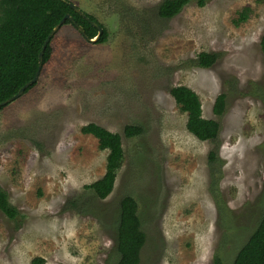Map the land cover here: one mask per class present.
<instances>
[{
  "label": "rangeland",
  "instance_id": "obj_1",
  "mask_svg": "<svg viewBox=\"0 0 264 264\" xmlns=\"http://www.w3.org/2000/svg\"><path fill=\"white\" fill-rule=\"evenodd\" d=\"M64 1L108 37L90 42L63 25L36 85L0 109V188L18 212L0 211V264H114L125 195L146 236L138 264H211L214 253L230 264L264 210V0H190L168 20L156 13L162 0ZM203 51L218 55L213 65L187 64ZM177 85L219 123L214 163V145L185 128L169 94ZM88 123L122 136L124 161L103 200L83 188L107 155L80 132ZM126 124L143 133L125 138Z\"/></svg>",
  "mask_w": 264,
  "mask_h": 264
},
{
  "label": "trees",
  "instance_id": "obj_2",
  "mask_svg": "<svg viewBox=\"0 0 264 264\" xmlns=\"http://www.w3.org/2000/svg\"><path fill=\"white\" fill-rule=\"evenodd\" d=\"M208 0H196L199 7ZM190 0H162L157 5V16L168 20L177 15ZM249 9L244 8L234 20L235 24L247 19ZM70 15L73 21L66 20L65 24L80 26L86 38H93L97 29L90 23L97 20L87 13L85 17L74 12L64 0H0V103L15 95L18 90L33 79L38 67V55L52 29L65 17ZM99 24V23H98ZM62 25V26H63ZM96 43H104L108 34L104 27ZM50 41L42 54V64L45 65L51 57ZM261 49L264 53V31L261 39ZM218 55L213 52H200L187 64L208 68L215 63ZM36 83L28 86L24 93L33 88ZM178 109L186 114L185 128L188 133L200 141H207L214 146L209 151L208 160L217 161L219 123L202 116L201 102L198 95L184 85L173 86L169 89ZM226 94H218L213 103V113L221 116L225 110ZM1 107L0 109H2ZM80 132L91 135L98 142L102 151H107L104 174L94 182L84 185L90 190L93 199L103 200L113 190L118 170L124 161L121 135L111 132L96 123H88L80 127ZM143 133L138 124H126L122 135L125 138H134ZM73 207L74 201H69ZM137 203L130 195L123 196L118 203L116 223V254L114 264H138L140 252L146 236L141 228L137 213ZM0 211L10 220L18 216V212L9 201L7 194L0 188ZM41 264L39 259L32 261ZM211 264H224L221 256L214 253ZM230 264H264V210L254 230L236 252Z\"/></svg>",
  "mask_w": 264,
  "mask_h": 264
},
{
  "label": "water",
  "instance_id": "obj_3",
  "mask_svg": "<svg viewBox=\"0 0 264 264\" xmlns=\"http://www.w3.org/2000/svg\"><path fill=\"white\" fill-rule=\"evenodd\" d=\"M70 8L78 13L79 15L83 16L86 18L85 16V13L82 12L80 9H78L75 5L71 4V3H68ZM68 20V21H73L72 17L70 15H65V17L52 29L51 33L48 35L47 39L45 40L43 46H42V49L38 55V67H37V71H36V74L35 76L33 77V79H31L30 81H28L26 84H24L19 90L18 92L13 95L12 97L8 98L7 100L3 101L0 103V108L1 107H4L5 105L9 104L10 102L14 101L15 99L19 98L25 91V89L28 87V86H31L32 84L36 83L37 80H38V77L40 75V72H41V69L43 67V64H42V54H43V50L45 48V46L47 45V43L50 41L51 37H53L57 31L62 27L63 23ZM90 23L97 29V34L95 37L89 39V38H86V36L84 35V32L82 30V28L80 26L77 27V29L79 30V32L81 33V35L88 41L90 42H96L99 37L101 36L102 34V27L98 24V23H95L93 21H90Z\"/></svg>",
  "mask_w": 264,
  "mask_h": 264
}]
</instances>
